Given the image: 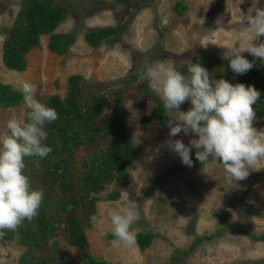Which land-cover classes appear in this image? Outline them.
Returning <instances> with one entry per match:
<instances>
[{"label": "rangeland", "instance_id": "rangeland-1", "mask_svg": "<svg viewBox=\"0 0 264 264\" xmlns=\"http://www.w3.org/2000/svg\"><path fill=\"white\" fill-rule=\"evenodd\" d=\"M19 2L0 0V83L21 91L22 84L29 82L36 85L38 98H63L71 75L83 76L86 89L95 90L117 85L120 78L139 69L143 77L146 67L158 60L175 66L190 64L200 52L224 58L233 45L243 46L239 33L246 28V16L264 8V0H62L68 10L54 32L76 31L73 45L66 53L55 54L47 48V36H41L39 46L26 55V68L17 72L4 66L1 50ZM177 2L186 7L181 15L172 10ZM218 18H222L221 29ZM101 27H114L116 32L98 47L88 45L83 33ZM143 80L149 94L163 103L150 82ZM150 95L139 92L125 104L122 123L134 142V153L128 182L118 185L120 198L97 204L91 227L85 233V247L71 246L57 238L63 264H79L83 252L108 264H169L177 249L184 250L195 236L209 234L216 227L218 214L229 224L243 225L254 233L264 231V161L257 170H250L247 179L232 187L211 157L205 166L200 162L191 167L183 165L179 156L165 146L170 131L167 124L141 122L154 107ZM28 110L24 101L0 108V135L7 132L9 119L15 116L24 120ZM180 111L184 112L183 104ZM168 114L170 118L179 115ZM253 127L264 130V119L256 116ZM192 138V134L183 132L171 137L186 145ZM195 152L193 148L192 159ZM129 201L135 202L139 213L132 225L134 234H154L143 251L136 245L114 247L112 243L115 238L110 214ZM23 250L16 241H0V264H17ZM183 264H264V242L227 233L201 242Z\"/></svg>", "mask_w": 264, "mask_h": 264}, {"label": "trees", "instance_id": "trees-1", "mask_svg": "<svg viewBox=\"0 0 264 264\" xmlns=\"http://www.w3.org/2000/svg\"><path fill=\"white\" fill-rule=\"evenodd\" d=\"M64 1V0H63ZM68 10L62 0H20L19 8L2 42L1 60L4 66L21 72L26 68V55L40 44V37L48 38L47 48L55 54H64L73 45L76 31L55 33ZM172 10L181 15L186 10L182 2ZM116 32L114 27H101L83 33L85 42L98 47L103 40ZM253 61L250 55L244 56ZM192 64L205 67L210 78L226 79L232 84L254 86L261 95L253 105L256 116L264 119V63L259 59L245 74H235L225 58L208 52L197 54ZM190 64L177 65L178 71L188 74ZM142 69L126 74L117 85L107 84L100 89L87 90L81 75H71L66 80L67 91L63 98L50 95L37 100L54 108L58 119L45 126L47 139L43 142L52 151L46 158L26 157L24 174L33 189H43L44 199L38 215L25 220L13 232H6L1 242L16 241L24 248L17 264H63L60 258L58 237L71 246L85 247L86 231L91 227V217L99 202L120 198L119 184L127 183L133 162L134 142L122 123L125 104L139 92H148L142 78ZM154 107L141 118L142 123L155 121L166 125L170 119L163 103L151 96ZM23 94L9 84L0 83V108L17 106ZM192 107L183 103V111ZM108 110V111H106ZM26 111L24 120L27 119ZM193 165H198L196 157ZM217 225L209 234L195 236L184 250H176L169 264H183L190 251L203 241L220 238L227 233H237L253 242H264V231L251 232L243 225L229 224L222 214L217 215ZM136 246L140 251L150 246L154 234L137 232ZM79 264H108L83 252Z\"/></svg>", "mask_w": 264, "mask_h": 264}, {"label": "clouds", "instance_id": "clouds-1", "mask_svg": "<svg viewBox=\"0 0 264 264\" xmlns=\"http://www.w3.org/2000/svg\"><path fill=\"white\" fill-rule=\"evenodd\" d=\"M217 24L219 29L223 27L222 18L217 19ZM262 37L264 8H257L254 14L246 16V28L239 33L243 46L235 44L225 53L233 73L245 74L253 68L256 59L264 63ZM245 52L253 61L244 57ZM187 73L178 71L173 63L158 60L146 67L142 77L150 82L165 110L179 114L166 121L170 131L165 146L188 167L193 165L191 152L195 148L197 161L205 166L211 157L221 166L225 182L231 187L238 186L236 182L247 179L250 170H257L264 161V130L253 127L256 119L253 105L261 93L244 83L232 84L223 78L213 80L199 63H191ZM21 91L30 110L27 119L13 116L6 122L7 132L0 135V238L38 215L44 190L31 187L24 174V161L26 157L43 159L49 155L52 149L43 143L48 136L45 126L58 119L54 108L36 99V85L24 82ZM186 101L192 107L182 112L180 107ZM181 132L194 138L187 145L180 139H171ZM138 219L133 201L110 214L114 247L136 244L132 225Z\"/></svg>", "mask_w": 264, "mask_h": 264}]
</instances>
